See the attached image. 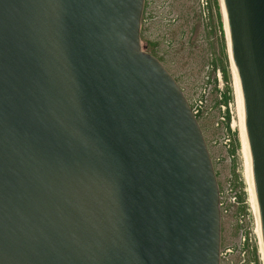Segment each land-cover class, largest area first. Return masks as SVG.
I'll return each mask as SVG.
<instances>
[{"label": "water", "instance_id": "95a60500", "mask_svg": "<svg viewBox=\"0 0 264 264\" xmlns=\"http://www.w3.org/2000/svg\"><path fill=\"white\" fill-rule=\"evenodd\" d=\"M144 0H0V264H219L215 174ZM264 264V0H222Z\"/></svg>", "mask_w": 264, "mask_h": 264}, {"label": "rangeland", "instance_id": "374dc122", "mask_svg": "<svg viewBox=\"0 0 264 264\" xmlns=\"http://www.w3.org/2000/svg\"><path fill=\"white\" fill-rule=\"evenodd\" d=\"M222 13L220 0H145L140 45L159 60L190 109L198 111L195 119L218 189L219 264H263L249 189L242 103Z\"/></svg>", "mask_w": 264, "mask_h": 264}, {"label": "bare ground", "instance_id": "6f19581e", "mask_svg": "<svg viewBox=\"0 0 264 264\" xmlns=\"http://www.w3.org/2000/svg\"><path fill=\"white\" fill-rule=\"evenodd\" d=\"M221 1V6H222V14H223V19H224V22H225V27H226V30H227V25H226V21H225V13H224V7H223V2L222 0ZM228 35V33H227ZM232 61V59H231ZM232 68H233V71H234V76H235V79H236V82H237V85H238V89L240 91V88H239V84H238V79H237V73H236V69L234 68V65L232 63ZM239 97H241V93L239 92ZM241 103H242V97H241ZM242 108H243V103H242V107H241V110H240V114H241V120H242V129H243V140H244V149H245V152H246V160H247V164L249 166V175H250V191H251V197H252V201H253V206L255 208V211L257 213V220H258V224H259V227H260V219H259V213H258V209H257V203H256V199H255V195H254V191H253V185H252V176H251V162H249L250 160V155H249V147H248V141H247V133H246V125H245V117L243 116V113H244V110L242 111ZM248 168V167H247ZM259 236H260V241H261V235H260V229H259ZM261 248H262V257H263V246H262V241H261Z\"/></svg>", "mask_w": 264, "mask_h": 264}, {"label": "trees", "instance_id": "16d2710c", "mask_svg": "<svg viewBox=\"0 0 264 264\" xmlns=\"http://www.w3.org/2000/svg\"><path fill=\"white\" fill-rule=\"evenodd\" d=\"M153 46V45H152ZM154 47V46H153ZM158 60V59H157ZM159 61V60H158ZM225 90H227V88L225 89ZM225 93L223 92V98L221 99L222 101H223V104H225L226 105V103H227V100H226V98H225ZM198 114V113H197ZM196 117H198L199 116V114L198 115H195ZM226 118H227V121H229V117H228V115L226 114Z\"/></svg>", "mask_w": 264, "mask_h": 264}, {"label": "built area", "instance_id": "2783aa9c", "mask_svg": "<svg viewBox=\"0 0 264 264\" xmlns=\"http://www.w3.org/2000/svg\"><path fill=\"white\" fill-rule=\"evenodd\" d=\"M192 114L195 116L197 115L198 111L195 109V107L191 108Z\"/></svg>", "mask_w": 264, "mask_h": 264}, {"label": "flooded vegetation", "instance_id": "af4514ba", "mask_svg": "<svg viewBox=\"0 0 264 264\" xmlns=\"http://www.w3.org/2000/svg\"><path fill=\"white\" fill-rule=\"evenodd\" d=\"M145 8V0H144V2H143V9Z\"/></svg>", "mask_w": 264, "mask_h": 264}]
</instances>
